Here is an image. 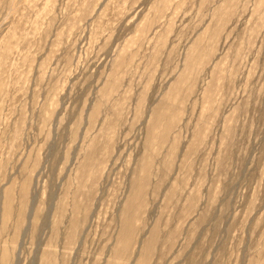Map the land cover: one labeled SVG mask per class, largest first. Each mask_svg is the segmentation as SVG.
Segmentation results:
<instances>
[{"label":"rangeland","instance_id":"obj_1","mask_svg":"<svg viewBox=\"0 0 264 264\" xmlns=\"http://www.w3.org/2000/svg\"><path fill=\"white\" fill-rule=\"evenodd\" d=\"M0 264H264V0H0Z\"/></svg>","mask_w":264,"mask_h":264}]
</instances>
